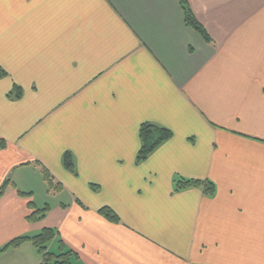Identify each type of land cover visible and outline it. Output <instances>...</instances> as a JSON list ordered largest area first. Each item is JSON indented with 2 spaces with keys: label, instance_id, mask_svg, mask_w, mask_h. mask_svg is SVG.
<instances>
[{
  "label": "crops",
  "instance_id": "obj_1",
  "mask_svg": "<svg viewBox=\"0 0 264 264\" xmlns=\"http://www.w3.org/2000/svg\"><path fill=\"white\" fill-rule=\"evenodd\" d=\"M186 4L209 40L183 0H0V250L264 264V0ZM146 123L172 135L139 161Z\"/></svg>",
  "mask_w": 264,
  "mask_h": 264
},
{
  "label": "trees",
  "instance_id": "obj_2",
  "mask_svg": "<svg viewBox=\"0 0 264 264\" xmlns=\"http://www.w3.org/2000/svg\"><path fill=\"white\" fill-rule=\"evenodd\" d=\"M185 4L184 7L186 9L187 22L197 29L205 39L209 40V36L201 23L197 20V18L193 15L190 8H188L186 4V0H183ZM172 133L169 129L158 126L152 123H146L141 128V139L142 146L138 154V160L145 159L154 149L159 146L162 142L169 139ZM64 163L69 169L74 168V163L72 161V157L69 153L64 156ZM203 184L205 187V191L209 194H214L216 191L215 185L209 180L201 182L200 180H181L178 182L177 188H181L187 185H198ZM5 185L0 189V197L4 194ZM47 208L39 209L34 212V219L42 218ZM106 217L113 221H118L119 217L115 212L108 207L102 208L100 210ZM55 231L51 228H45L40 234L35 235L31 238L29 237H19L10 242L7 246L2 248L0 251L6 249L11 246H19L23 242L28 239H31L34 244L38 247L39 251L43 254V260L41 264H70V257L72 255L71 250H67L60 254H56L54 252L48 251L49 243L54 239Z\"/></svg>",
  "mask_w": 264,
  "mask_h": 264
}]
</instances>
